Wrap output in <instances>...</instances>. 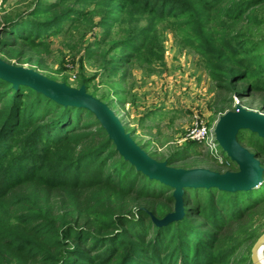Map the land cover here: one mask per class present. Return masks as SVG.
Returning <instances> with one entry per match:
<instances>
[{"label":"trees","instance_id":"16d2710c","mask_svg":"<svg viewBox=\"0 0 264 264\" xmlns=\"http://www.w3.org/2000/svg\"><path fill=\"white\" fill-rule=\"evenodd\" d=\"M96 28L100 37L85 45ZM164 31L195 51L226 94L219 111L260 96L264 113V0H32L0 22V58L23 65L31 52H48L51 38L77 37L69 48L82 66L94 59L107 76H126L133 64L153 73L164 64ZM94 79L81 75L77 87L97 98ZM108 99L100 98L111 108ZM238 140L264 168V139L245 130ZM198 147L186 142L166 162L179 168ZM221 156L208 161L219 167L212 171H238ZM174 204L173 189L126 161L91 111L0 78V264H252L264 175L250 191L185 189L183 218L156 226L151 217Z\"/></svg>","mask_w":264,"mask_h":264},{"label":"rangeland","instance_id":"374dc122","mask_svg":"<svg viewBox=\"0 0 264 264\" xmlns=\"http://www.w3.org/2000/svg\"><path fill=\"white\" fill-rule=\"evenodd\" d=\"M31 3L32 0H0V22L6 16L26 11ZM114 33L116 37L121 35L120 31ZM100 35L99 28L90 31L85 45ZM163 35L164 64L156 65L153 73L133 64L124 68L127 71L126 76L122 72L118 76H107L97 67L94 59H84L82 66L81 54H74L69 48V45L77 42V37L73 40L63 36L51 38L48 52H31L29 57L32 62L25 61L23 65H18L15 61L14 63L49 76V79L56 82L67 83L73 88H78L81 75L87 78L95 76L90 90L95 92L98 99L104 95L109 97L107 101L112 110L133 139L149 155L152 153V158L166 162L168 157L183 151L186 142H190L185 137L195 123L205 124L210 130H214L219 118L233 109L225 113L219 111L221 106L217 101L226 94L210 78L195 51L180 46L171 31H164ZM113 84L126 93V105H121L117 98L112 97ZM259 98L260 96H253L242 103L235 98L233 107L240 104L249 110L261 112ZM198 144L199 156L177 166L183 169H218L217 163L223 162L221 159L217 163L208 162L217 155L214 149L206 143ZM218 151L219 155L228 157L220 146ZM258 218L259 224L263 223L264 227V210Z\"/></svg>","mask_w":264,"mask_h":264},{"label":"water","instance_id":"95a60500","mask_svg":"<svg viewBox=\"0 0 264 264\" xmlns=\"http://www.w3.org/2000/svg\"><path fill=\"white\" fill-rule=\"evenodd\" d=\"M0 78L11 83L14 88L28 86L63 106H75L91 111L126 161L150 179L173 189L174 211L163 219L152 216L156 226H166L183 218L185 189L215 188L227 192H240L256 189L263 183L264 168L261 161L238 140L239 133L245 130L264 139V114L261 112L249 110L239 104L235 106V110L222 115L214 127L218 145L237 165L238 171L220 173L205 168H175L169 166L167 162L157 161L143 150L126 131L116 113L106 103L89 94L85 86L73 88L66 83L49 79L35 70L10 64L1 58ZM263 241L264 234L252 247V264H264L261 258V255L264 257Z\"/></svg>","mask_w":264,"mask_h":264},{"label":"built area","instance_id":"2783aa9c","mask_svg":"<svg viewBox=\"0 0 264 264\" xmlns=\"http://www.w3.org/2000/svg\"><path fill=\"white\" fill-rule=\"evenodd\" d=\"M185 139L187 141L210 145L214 149L215 154H217L216 157H220L223 161L222 156L219 155V145L216 141L214 130H210L205 124L195 123V125L187 131Z\"/></svg>","mask_w":264,"mask_h":264},{"label":"bare ground","instance_id":"6f19581e","mask_svg":"<svg viewBox=\"0 0 264 264\" xmlns=\"http://www.w3.org/2000/svg\"><path fill=\"white\" fill-rule=\"evenodd\" d=\"M263 247H264V241L262 243ZM263 255H261L262 261L264 262V257H262Z\"/></svg>","mask_w":264,"mask_h":264}]
</instances>
